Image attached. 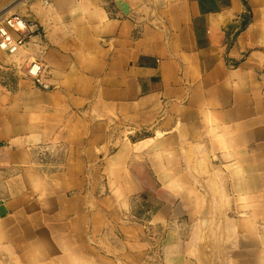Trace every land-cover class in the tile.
Returning a JSON list of instances; mask_svg holds the SVG:
<instances>
[{"label": "crops", "instance_id": "1", "mask_svg": "<svg viewBox=\"0 0 264 264\" xmlns=\"http://www.w3.org/2000/svg\"><path fill=\"white\" fill-rule=\"evenodd\" d=\"M10 15L40 29L0 49L2 257L264 264V0H0Z\"/></svg>", "mask_w": 264, "mask_h": 264}, {"label": "built area", "instance_id": "2", "mask_svg": "<svg viewBox=\"0 0 264 264\" xmlns=\"http://www.w3.org/2000/svg\"><path fill=\"white\" fill-rule=\"evenodd\" d=\"M39 24L25 19L22 16L10 15L0 22V49L9 55L18 54L33 40L39 31ZM21 69L26 76L33 79L38 87L44 90L51 89L48 81L49 69L40 60H26Z\"/></svg>", "mask_w": 264, "mask_h": 264}, {"label": "rangeland", "instance_id": "3", "mask_svg": "<svg viewBox=\"0 0 264 264\" xmlns=\"http://www.w3.org/2000/svg\"><path fill=\"white\" fill-rule=\"evenodd\" d=\"M33 60L32 58H29V61ZM141 176L148 177V174L146 172L140 171ZM6 190V185L4 182L0 183V193H4ZM148 192V191H146ZM147 197L141 198L140 201H138L137 208L134 209V215H136L137 219H144L146 215H148L151 211H154L155 209H158L161 205V203L157 200H153L149 198L148 193H145ZM17 263L16 258H12L11 256L2 257L0 253V264H12Z\"/></svg>", "mask_w": 264, "mask_h": 264}, {"label": "water", "instance_id": "4", "mask_svg": "<svg viewBox=\"0 0 264 264\" xmlns=\"http://www.w3.org/2000/svg\"><path fill=\"white\" fill-rule=\"evenodd\" d=\"M7 213H8V210L6 206L2 202H0V216L4 217L7 215Z\"/></svg>", "mask_w": 264, "mask_h": 264}]
</instances>
